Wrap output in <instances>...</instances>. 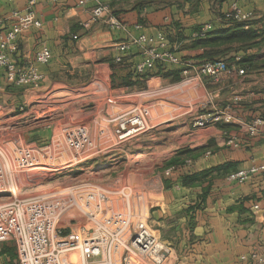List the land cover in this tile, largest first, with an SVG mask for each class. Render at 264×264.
<instances>
[{
    "label": "crops",
    "instance_id": "obj_1",
    "mask_svg": "<svg viewBox=\"0 0 264 264\" xmlns=\"http://www.w3.org/2000/svg\"><path fill=\"white\" fill-rule=\"evenodd\" d=\"M77 1H35L31 8L33 18L41 26H28L23 30L11 57L20 65L34 64L35 53L47 47L51 60L45 65H36L43 79L35 87L8 84L0 68V119L11 120L25 107L33 89L39 85V89L66 85L87 74L92 76L98 70H102L109 81L121 77V87L130 83L137 90L149 83L171 80V77H163L167 70H180L181 75V65L157 64L147 71L153 72L150 76L136 79L134 67L142 59V48L134 46L120 54L117 44L132 36L161 33L181 60L199 65L203 49L197 45L194 35L207 23L212 24V31L228 27L229 20L224 19V14L233 0H99L110 6L125 30H111L102 23L84 29L82 23L94 4L78 7ZM27 3L28 0H0V18H6L12 10L25 14ZM238 5L254 14L250 28L264 34V2L238 0ZM226 47L232 51L221 59L233 64L229 65L227 73L218 81L201 78L209 79L208 87L214 89L212 97L217 98L221 109L232 108L235 121L219 125L230 129L228 133L238 138L241 146L238 149L222 147L221 132H218L217 142H220L216 153L194 159L193 166L183 168L189 169V174L226 162L236 163V171L253 164L264 165V138H249L244 132L246 122L255 117L264 118V52L260 42L237 53L234 49L238 44ZM118 55L120 63L114 61ZM248 58L252 61L246 66L236 63ZM240 68L244 69L243 75L237 74ZM192 78L200 79L194 74ZM235 97L239 99L236 102ZM183 169L174 170L171 175H179ZM200 195L201 187L181 186L178 179L161 191L160 202L152 207L151 229L170 247L162 264H264V172L252 175L243 184L230 182L226 176L216 178L203 201ZM197 203L200 210L186 212ZM255 204L259 206L257 210L253 209ZM191 217L192 227L189 226ZM15 252L0 247V264H17ZM252 254H256V258H252Z\"/></svg>",
    "mask_w": 264,
    "mask_h": 264
},
{
    "label": "rangeland",
    "instance_id": "obj_2",
    "mask_svg": "<svg viewBox=\"0 0 264 264\" xmlns=\"http://www.w3.org/2000/svg\"><path fill=\"white\" fill-rule=\"evenodd\" d=\"M260 43L264 52V35ZM226 61L228 67L233 65ZM192 77L182 73L178 80L137 90L121 87V77L109 81L98 70L66 85L34 88L25 105L20 102L25 107L16 118L0 119V203L9 200L8 189L22 199L41 197L53 209L63 207L58 223L65 231L74 224L88 228L90 217L100 220L115 213L131 214L132 221H145L151 229V210L160 202L161 191L190 171L165 175L173 168L169 161L176 158L189 168L194 159L216 153L218 132L222 147L232 137L230 129L219 124L194 125L199 115L222 109L212 97L209 79ZM129 112H138L147 129L119 139L115 126L119 116ZM78 128L87 132L80 149L69 142ZM0 247L16 251L12 240ZM132 264L151 263L134 258Z\"/></svg>",
    "mask_w": 264,
    "mask_h": 264
},
{
    "label": "built area",
    "instance_id": "obj_3",
    "mask_svg": "<svg viewBox=\"0 0 264 264\" xmlns=\"http://www.w3.org/2000/svg\"><path fill=\"white\" fill-rule=\"evenodd\" d=\"M35 1L28 0L25 14L12 10L6 18H0V68L4 70L8 84L37 86L43 75L36 65H45L51 60V52L47 47H41L35 53L34 64L20 65L11 57L23 30L28 26H41V23L33 18L31 8ZM89 3L94 5L82 23L84 29L102 23L111 30H125L109 5L99 0H78L76 5L84 7ZM253 18L254 14L244 11L238 5V0H233L228 12L224 14V19L241 23L244 28L249 27ZM211 30V23L204 24L194 37H204ZM134 46L141 47L143 54L141 61L134 67L138 75L152 70L157 64L181 65L184 75L192 72L196 78L208 77L212 81L220 80L228 71V65L223 60L204 61L199 65L184 62L168 47L166 37L161 33L155 36H132L117 44L116 48L123 54ZM114 61L120 63L121 57L116 56ZM237 74L243 75L244 69L240 68ZM262 96L264 97V89ZM238 100L235 97L234 102ZM130 113L119 116V123L115 126V134L119 139L138 136L147 129L138 112ZM234 121L233 110L228 107L199 115L194 125L204 127ZM244 132L249 138H264V118L255 117L246 122ZM86 134L85 128H78L75 134L77 137L70 138L69 142L74 148L80 149L86 142ZM226 144L238 148L241 142L238 138L231 137ZM2 167L0 162V193L3 192ZM172 170L173 168H169L165 175H169ZM259 172H264V165L253 164L229 174L226 179L243 184ZM8 192L9 200L0 203V244L9 240L14 242L18 264H132L134 258H142L151 264H162L170 252V247L160 240L145 221H132L131 214L115 213L103 216L100 220L90 217V227L74 224L65 231L66 227L58 223L64 211L63 207L60 209L54 206L53 209L52 205L47 204L41 197L22 199L14 190L8 189ZM258 208V204L253 206L254 210ZM117 256L118 260L115 258ZM251 257L256 258V254Z\"/></svg>",
    "mask_w": 264,
    "mask_h": 264
},
{
    "label": "trees",
    "instance_id": "obj_4",
    "mask_svg": "<svg viewBox=\"0 0 264 264\" xmlns=\"http://www.w3.org/2000/svg\"><path fill=\"white\" fill-rule=\"evenodd\" d=\"M229 26L217 31H210L205 34L204 37L196 38V43L198 46H200L203 49V54L199 56L198 60L204 61H216V59L219 57H224L226 53H230L232 49L226 46H230L232 44H238L239 47H236L234 49V52H238L240 50H245L246 45L249 44V48L258 46L259 42L261 41V37H263V32L254 30L250 28V24L248 28H244V25L235 21H228ZM258 41V42H257ZM222 47V48H221ZM234 59V58H233ZM224 61V60H223ZM252 61V58L244 59V60H238L236 63H240L244 66L247 64H250ZM226 62V61H225ZM167 70L163 77L168 78L172 80H178L180 78V70ZM183 71V70H182ZM181 71V73H182ZM153 72H145L141 75H135L134 77L136 79H143L148 76H150ZM160 74V72H158ZM127 85L131 86L132 84L128 83ZM168 165L173 167V170L183 169L186 165L180 160L176 158H172ZM237 164L234 162H226L222 165H218L212 168L204 169L199 172H193V173H186L180 176L179 182L181 186L184 187H201V195L200 198L203 201L206 197L207 193L210 190L212 179L213 178H219V177H225L229 174L236 171ZM211 178V180H210ZM205 186H203V184ZM196 208V205L190 206L187 208L186 212H191L193 209ZM189 226H194V221L192 220V217L190 218Z\"/></svg>",
    "mask_w": 264,
    "mask_h": 264
},
{
    "label": "bare ground",
    "instance_id": "obj_5",
    "mask_svg": "<svg viewBox=\"0 0 264 264\" xmlns=\"http://www.w3.org/2000/svg\"><path fill=\"white\" fill-rule=\"evenodd\" d=\"M44 170V169H43ZM66 200V199H65Z\"/></svg>",
    "mask_w": 264,
    "mask_h": 264
}]
</instances>
